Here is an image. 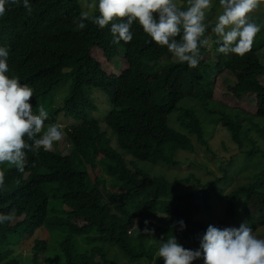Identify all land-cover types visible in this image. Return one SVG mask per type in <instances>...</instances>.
<instances>
[{
  "label": "trees",
  "instance_id": "1",
  "mask_svg": "<svg viewBox=\"0 0 264 264\" xmlns=\"http://www.w3.org/2000/svg\"><path fill=\"white\" fill-rule=\"evenodd\" d=\"M30 2L31 15L22 4L9 3L0 17V47L9 51L6 74L33 90V108L40 99L52 100L48 120L58 115L73 120L60 128L63 138L51 151L27 152L23 173L0 165L6 185L0 214L14 215L0 224V264H164L154 257L159 240L171 235L195 251L204 229L195 200L201 197L211 208L214 197L222 199L220 191L213 182L204 188L195 174L203 186L198 189L162 171L178 166L180 154L198 153L199 145L210 150L202 114L231 133L240 158L254 155L258 136L264 138V25L250 18L261 26L251 50L242 57L225 55L217 51L215 22H207L206 13L204 38L210 46L201 47L202 59L189 68L137 23L132 41L118 45L111 42V25L88 23L77 30L73 19L87 10L85 0ZM175 2L187 7V0ZM100 91L110 104L105 128ZM191 101L200 109L185 105ZM175 114L179 128L171 124ZM134 161L148 166H133ZM227 174L224 169V179ZM225 198L224 217L247 222L253 234L264 230V167ZM146 227L154 236L144 233ZM56 233L64 238L54 241ZM83 235L93 244L78 250L75 237ZM21 247L32 252L30 260L14 254ZM192 264H204L203 255Z\"/></svg>",
  "mask_w": 264,
  "mask_h": 264
},
{
  "label": "clouds",
  "instance_id": "2",
  "mask_svg": "<svg viewBox=\"0 0 264 264\" xmlns=\"http://www.w3.org/2000/svg\"><path fill=\"white\" fill-rule=\"evenodd\" d=\"M20 6L28 15L33 12L30 0H0V17L6 14V4ZM264 0H219L220 11L211 25V31L220 45L218 52L244 56L261 31V26L250 20V14ZM80 14L73 19L77 30L88 23L103 29L111 25L113 44L128 43L133 39L131 28L134 23L160 47H166L175 62L186 63L189 68L198 66L202 59L201 47L210 46L205 37L206 13L212 8V0H187L182 8L175 0H86ZM98 13V14H97ZM179 37V39H177ZM9 51L0 47V165H11L23 173L27 164V152L38 155L41 150L49 152L63 138L59 124L49 119V111L40 99L36 108L33 90L10 77ZM101 123L106 124L103 116ZM48 120V121H47ZM102 124V126H103ZM103 128V127H102ZM109 130V129H108ZM5 174L0 171V191H5ZM13 213L0 214V224L11 222ZM149 221H145L147 225ZM180 228L186 227L183 220ZM175 226V225H174ZM144 233L154 236V229L145 228ZM156 258L164 264H192L203 255L204 264H264V239L257 238L247 222L237 227L218 228L209 225L203 234L200 249L184 248L175 235L161 238Z\"/></svg>",
  "mask_w": 264,
  "mask_h": 264
},
{
  "label": "rangeland",
  "instance_id": "3",
  "mask_svg": "<svg viewBox=\"0 0 264 264\" xmlns=\"http://www.w3.org/2000/svg\"><path fill=\"white\" fill-rule=\"evenodd\" d=\"M86 1V0H85ZM90 2V0H89ZM220 5L219 0H212V8L209 13L211 16L208 18L207 22L214 23L216 16L219 14ZM250 18H254L258 21L259 24L264 25V4H262L258 9L250 14ZM99 95V105L101 106L102 111L100 116H103L105 111L110 108L106 94L103 91L98 92ZM107 100V102H106ZM187 100H183L185 102ZM52 100H45L42 106L48 111L54 104H51ZM185 105L188 107H194L196 110L200 109V105L197 102L191 101L187 102ZM176 114L171 118V124L179 128L177 124ZM203 123L205 124L206 139L210 150H207L206 146L199 145L198 153L196 154H180L179 159L180 163L178 166L170 167V169L163 170L166 177L171 180H176L178 177H181L183 183L186 182L190 185V188H201L203 186L198 185L196 180L193 179L192 175L195 174L196 178L200 181L204 188L207 187V184L213 182L214 189L220 191L222 199L219 201L217 197H214L217 204L213 205L211 208L204 202L203 198L198 197L195 202L199 206L201 211V216L204 218V229H201L197 234V238L201 239L203 234L206 232L209 225H214L218 228L226 227H239L241 224L238 222L231 221L228 217H224L223 210L226 205L225 196L229 194L233 188H236L240 185H246L249 183L253 176L262 171L264 167V138L258 136L256 141V147L254 155L247 159L243 157L240 158L239 155L242 153L236 147V143L232 140L231 133L223 128L217 119L210 115L202 114ZM72 118H66L60 116L57 122L54 125H60L64 127L72 123ZM104 122L101 123V126ZM260 125L264 127V121L260 122ZM105 128V124L102 126ZM109 134L112 135L111 130L109 129ZM133 166L138 167H147L148 163L134 161ZM224 169L228 170L227 179H224ZM103 178L106 180L107 188H110L112 185L111 177L105 174ZM108 190V189H107ZM225 204V205H224ZM202 218V217H201ZM138 225L141 223V220H138ZM257 238L264 239V230H258L254 234ZM56 240H62L64 234L56 233ZM200 242L194 247L198 250L200 249ZM75 244L78 250H83L89 248L93 242L87 239L86 235L76 236ZM55 246L51 248L48 252L47 260L54 257ZM14 254H20L22 260H30L32 252L25 247H21ZM21 259V258H20Z\"/></svg>",
  "mask_w": 264,
  "mask_h": 264
}]
</instances>
